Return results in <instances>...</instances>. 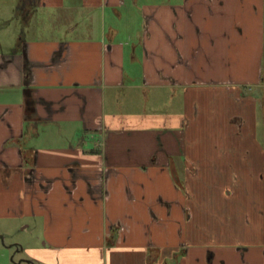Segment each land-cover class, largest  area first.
<instances>
[{
    "label": "crops",
    "instance_id": "1",
    "mask_svg": "<svg viewBox=\"0 0 264 264\" xmlns=\"http://www.w3.org/2000/svg\"><path fill=\"white\" fill-rule=\"evenodd\" d=\"M42 13L0 48L9 262L264 264V0H0Z\"/></svg>",
    "mask_w": 264,
    "mask_h": 264
},
{
    "label": "rangeland",
    "instance_id": "2",
    "mask_svg": "<svg viewBox=\"0 0 264 264\" xmlns=\"http://www.w3.org/2000/svg\"><path fill=\"white\" fill-rule=\"evenodd\" d=\"M33 19L31 20L30 24H24L21 26V23L15 21H12L11 24L3 22L0 23V43L2 46L0 48L6 49V46L8 44L9 39H14V35L19 32V31H25L28 36L30 35H38V36H49V35H54L56 34L55 31L49 30L53 21L52 20L54 17L53 15H48V14H36ZM65 23L61 22V26H64ZM19 28V29H18ZM24 28V29H22ZM55 32V33H53ZM128 31H123V34L127 33ZM129 34L131 31L128 32ZM3 39L5 42H3ZM247 89H258V87L254 84H251V86ZM252 92V91H250ZM33 241H35L38 238V233L35 235L31 236ZM0 264H12V262H9L7 258V254L4 251H0Z\"/></svg>",
    "mask_w": 264,
    "mask_h": 264
},
{
    "label": "trees",
    "instance_id": "3",
    "mask_svg": "<svg viewBox=\"0 0 264 264\" xmlns=\"http://www.w3.org/2000/svg\"><path fill=\"white\" fill-rule=\"evenodd\" d=\"M114 231H115V233H116L117 230L115 229ZM112 237L115 238V235H113Z\"/></svg>",
    "mask_w": 264,
    "mask_h": 264
}]
</instances>
